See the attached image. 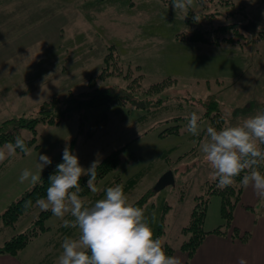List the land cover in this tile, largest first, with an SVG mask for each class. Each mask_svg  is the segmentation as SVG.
<instances>
[{
    "label": "rangeland",
    "instance_id": "obj_1",
    "mask_svg": "<svg viewBox=\"0 0 264 264\" xmlns=\"http://www.w3.org/2000/svg\"><path fill=\"white\" fill-rule=\"evenodd\" d=\"M233 1V6L222 9L225 13L234 11V15L219 17L217 22H254L255 34L250 32L254 36L247 34L252 41L243 46L176 38L177 33L192 29L185 16L191 10H202L198 0H193L187 11L174 10L163 0H137L134 4L131 0H0V122L24 113L34 116L41 104L54 96L63 97L65 104L71 93L79 97L80 92L89 91V79L102 70L112 45L124 70L128 66L139 68L134 76L143 74L144 89L173 78L160 92L138 93L142 107L128 102L119 109L102 106L76 111L60 123L40 122L39 146H31L30 154L17 150L14 157L0 162V245L29 230L41 212L35 206L14 226L3 224L7 207L33 187L28 181H19L22 170L41 176L55 166L66 145L84 168L121 148L119 165L95 183L97 192L83 191L81 198L92 204L104 197L108 187L124 186L140 172L136 185L129 190L123 187L124 192L128 190L129 202L133 204L151 192L143 208L151 228L155 231L164 215L163 241L173 247L181 244L187 237L182 228L189 221L195 198L212 181L211 169L199 150L206 135L188 133L186 117L196 112L204 131L211 120L202 119V114L211 100L220 103L226 118L224 127L264 111V0ZM127 83L123 75H112L98 79L97 86L125 87ZM159 99L161 113L140 119ZM179 115L185 119H173ZM181 124L179 134L160 136L165 129ZM22 135L30 138L33 133L24 128ZM40 154L52 160L42 172L36 167ZM168 170L173 171L175 183L157 190V181ZM255 210L259 217L264 215V200ZM65 219L73 218L66 215ZM221 223L220 198L213 194L205 227ZM46 225L48 230L19 252L20 264H57L64 238L78 235V229L65 227L53 214Z\"/></svg>",
    "mask_w": 264,
    "mask_h": 264
},
{
    "label": "clouds",
    "instance_id": "obj_2",
    "mask_svg": "<svg viewBox=\"0 0 264 264\" xmlns=\"http://www.w3.org/2000/svg\"><path fill=\"white\" fill-rule=\"evenodd\" d=\"M193 0H172L174 10L187 11ZM187 119L186 131L193 136L201 134V117L192 112ZM206 138L199 150L211 169L210 178L217 187L224 189L245 173L242 186L252 187L255 195L264 200V111L245 118L241 123L217 129L208 126ZM17 149L30 154L31 149L20 135L14 142L0 148V162L14 157ZM49 156L40 154L37 169L51 165ZM99 160H93L88 168L81 166L79 158L66 145L62 162L56 165L54 174L48 178L46 197L35 203L41 211H51L61 219L65 227L78 229V235L66 236L61 244L62 252L57 264H182L179 257L169 256L162 239L154 236L142 207L129 202L123 185L117 184L105 190L103 198L86 204L81 198L80 179L87 176V188L97 192L95 185ZM19 181L40 183L41 176L30 169H23ZM25 202V207L31 206ZM70 215L73 219H65ZM239 264H247L242 257Z\"/></svg>",
    "mask_w": 264,
    "mask_h": 264
},
{
    "label": "trees",
    "instance_id": "obj_3",
    "mask_svg": "<svg viewBox=\"0 0 264 264\" xmlns=\"http://www.w3.org/2000/svg\"><path fill=\"white\" fill-rule=\"evenodd\" d=\"M136 1L137 0H131V4H134ZM163 1L165 4H172V0ZM198 2L201 5L202 10H191L186 14V24L192 27V29L177 33L176 38L178 40L186 42H201L209 45L230 46H243L244 44L252 41L250 38L254 35L244 28L242 24L238 22H217L219 17L229 19L234 15V11L225 13L222 9L223 7L225 8V6H233L235 4L233 0H198ZM263 33L264 32L261 31V34ZM247 34H250L251 37H248ZM115 49L114 45L110 46V49L104 58V67L98 74L90 77L89 85L91 89L89 91L80 92L79 97H77L74 93H71V97L67 98L65 104L63 103V97L54 96L44 101L34 116L33 114L27 115L24 113L22 115L10 117L1 121L0 146H4L8 142H14L17 135H20L25 139L29 148L34 145L39 146V143H37V126L40 122L60 123L64 119L73 117L76 111L102 106H113V109H117L116 107L119 109L121 104L128 102H135L136 107H142L144 102L143 99L137 95L138 93L147 92L148 94H154L155 92H160L173 81V78L167 77L159 82L152 83L148 88L144 89V86L142 85L144 77L142 76L143 74L134 76V73H137L136 71L139 70V68L128 66L127 69L124 70L122 63L118 62L119 54L116 53L117 51ZM112 75H123V77L128 79V83L125 87L119 85L106 87L97 86L98 79H107ZM160 101L161 99L157 100L153 107L148 108L149 114L147 113L145 116L140 117V119L148 116H156L161 113L158 112L160 110L158 108ZM204 109L205 111L202 114V119H210V126L216 127L217 129L225 126L226 118L221 112L220 103L217 100L207 102ZM173 119L184 120L185 116L179 115ZM97 126L98 125H96V127ZM181 127L182 124L169 127L161 132L160 136L172 133L179 134L181 132ZM24 128L31 130L33 136L25 138L22 135V129ZM201 135H206L205 131H201L200 136ZM17 150L20 151L19 149ZM121 151V148L115 149L99 162L95 183H98L119 165L121 160ZM164 157H167V154L164 155ZM61 162L62 156L54 167L45 171L41 175L40 183L27 190L21 198L7 207L2 214L3 224L5 226H14L26 212L32 210L36 206L35 202L38 199L46 197V190L49 186L48 178L51 174H54L56 165ZM258 170L264 173V164H261ZM141 174L142 173L139 172L132 176L129 180H127L123 187L128 190L132 188L141 179ZM244 174L245 173H241L240 176L235 178L233 185L224 189L218 188L216 186V181L212 180L207 182L203 194L196 196L189 221L182 228L183 234L187 237L182 240L181 249L187 251L189 255H193L195 250L203 242L206 234L209 233V230H206L205 228V221L207 218L209 202L213 194L218 195L220 198V216L222 219V223L214 228L213 232L218 234H227L232 231L233 236L240 237L243 240H247L249 238L250 232L247 231L241 234L239 229L233 226L234 209L241 199V193L243 190L241 181ZM87 180L88 177L83 176L80 179V182H82L83 185H86ZM82 189L84 192L89 190L87 186ZM83 191L81 193H83ZM150 195H152L151 192H146L133 204L144 208V205L148 201ZM26 201H31V206L25 207ZM167 206L170 207L169 204ZM51 215L52 212L50 210L41 211L39 217L35 221V224L29 230L12 236L0 245V254L18 255L19 252L25 249L31 241L48 230L49 226L46 225V221ZM163 217L164 215H162L160 224L156 227L153 233L155 237L162 239V244L166 254L173 256L175 247L163 241L165 235V221H163Z\"/></svg>",
    "mask_w": 264,
    "mask_h": 264
},
{
    "label": "crops",
    "instance_id": "obj_4",
    "mask_svg": "<svg viewBox=\"0 0 264 264\" xmlns=\"http://www.w3.org/2000/svg\"><path fill=\"white\" fill-rule=\"evenodd\" d=\"M261 201L252 187H243L241 199L234 209L233 226L237 227L241 234L250 232L247 240L233 236L232 231L227 234L213 232V229L220 225L218 224L205 227L209 233L193 255L181 249L180 244L175 247L173 256L179 257L182 264H239L242 257L247 264H264V215L259 217L255 210ZM218 222L217 219L216 223ZM17 256L0 254V264H20Z\"/></svg>",
    "mask_w": 264,
    "mask_h": 264
},
{
    "label": "water",
    "instance_id": "obj_5",
    "mask_svg": "<svg viewBox=\"0 0 264 264\" xmlns=\"http://www.w3.org/2000/svg\"><path fill=\"white\" fill-rule=\"evenodd\" d=\"M245 26V27H244ZM244 28H246L248 31H250L252 34H255L256 31V24L254 22H250L246 25H243ZM175 183V178L172 170H168L165 172L157 181L156 189L160 190L165 188L166 186L170 184Z\"/></svg>",
    "mask_w": 264,
    "mask_h": 264
}]
</instances>
